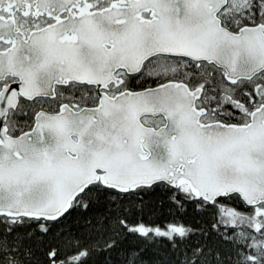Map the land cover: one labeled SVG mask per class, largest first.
<instances>
[{
	"label": "snow or ice",
	"instance_id": "6c2138e0",
	"mask_svg": "<svg viewBox=\"0 0 264 264\" xmlns=\"http://www.w3.org/2000/svg\"><path fill=\"white\" fill-rule=\"evenodd\" d=\"M0 264H264V0H0Z\"/></svg>",
	"mask_w": 264,
	"mask_h": 264
}]
</instances>
